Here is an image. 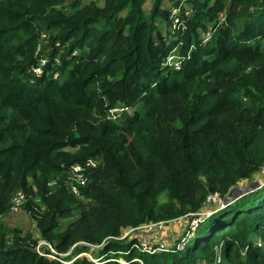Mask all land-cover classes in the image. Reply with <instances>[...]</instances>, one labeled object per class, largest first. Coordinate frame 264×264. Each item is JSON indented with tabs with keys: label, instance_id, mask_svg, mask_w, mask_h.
<instances>
[{
	"label": "trees",
	"instance_id": "16d2710c",
	"mask_svg": "<svg viewBox=\"0 0 264 264\" xmlns=\"http://www.w3.org/2000/svg\"><path fill=\"white\" fill-rule=\"evenodd\" d=\"M145 1L0 0V214L20 189L38 231L0 227V264H264V177L232 188L264 162V0H183L174 27ZM73 163L87 204L67 188ZM199 209L182 248L117 237ZM79 238L94 257L67 253Z\"/></svg>",
	"mask_w": 264,
	"mask_h": 264
},
{
	"label": "rangeland",
	"instance_id": "374dc122",
	"mask_svg": "<svg viewBox=\"0 0 264 264\" xmlns=\"http://www.w3.org/2000/svg\"><path fill=\"white\" fill-rule=\"evenodd\" d=\"M70 0H55V4L58 7H63L66 8L68 6V2ZM81 3H85L87 1H93L97 4H101L103 0H79ZM170 1L171 0H161V6L168 8L170 5ZM185 4V8H186V3ZM150 6V0H146L143 4V8L144 11L147 12L148 8ZM154 24L158 27V29L161 32H164L165 28H167V25L164 24L163 22L160 21V19L155 16L154 17ZM171 104L172 106L175 105V100L174 98L171 99ZM94 159L97 161L98 163L102 164V160L100 158H95ZM261 173V174H260ZM260 174V175H259ZM264 177V166L260 167V169L258 170L257 173H253V175L248 179H244V180H240L237 183L232 185V188H236L239 189L243 186H251L252 184H256L259 180H260V176ZM103 178V177H101ZM100 178V180H101ZM198 178L202 181L205 180V175L199 173L198 174ZM30 181H32L31 178H29ZM100 180L98 181V185L100 184ZM254 180V181H253ZM253 181V182H252ZM248 184V185H247ZM86 183L81 187V189H83L85 187ZM76 196L82 201V203L87 204L89 202H91V197L88 195H85L83 192H81V190H79L76 193ZM27 194H24V200L27 199ZM163 198V195L161 196L160 199ZM35 202L40 203L38 198H33ZM104 199H107L106 197ZM109 200V199H108ZM68 220V218H61L59 219V222L61 224H64L66 221ZM189 220L188 216H180L177 217L176 219H171V220H166L161 226H155V228L153 230L148 231L146 229V225L147 224H138L137 226H130V225H126L124 227H121L120 229V234L117 236L118 238H130L133 235H135L140 241H146L147 243H154V242H160L164 245H169V244H173L174 242H176L182 232L183 229L186 227L187 222ZM0 227L9 229V228H19L22 232H29L31 237H37L38 235V231L34 225V221L32 218H30L25 211L22 210L21 206L20 208L13 212L10 211L9 209L6 210V212L1 213L0 214ZM92 228H95V225L92 226ZM7 235L9 236V234L7 233ZM106 237V236H105ZM104 238V237H103ZM39 240H42L39 238ZM79 244H83L86 245L87 247H85V251H82L80 255H85L88 258L90 257H94L95 256V252L97 251V249L99 248L100 243L97 242H89L85 239L79 238L76 239L69 247L67 250V253H73L72 248L74 245H79ZM38 249L40 250V247H38ZM72 251V252H71ZM198 262H201L204 264V260H198Z\"/></svg>",
	"mask_w": 264,
	"mask_h": 264
},
{
	"label": "built area",
	"instance_id": "2783aa9c",
	"mask_svg": "<svg viewBox=\"0 0 264 264\" xmlns=\"http://www.w3.org/2000/svg\"><path fill=\"white\" fill-rule=\"evenodd\" d=\"M173 1H177L176 4L173 3ZM184 7V2L183 0H171L170 1V5H169V17L172 19V25L171 27L176 26V23L179 22V11ZM183 13L187 14V8H183ZM224 18V13L219 14L218 16V20H223ZM41 36L44 37L45 33L43 31H41ZM208 36V32L204 33L202 35V40L206 39V37ZM55 44H57V42H55ZM262 48L264 50V38L262 40ZM171 57V56H169ZM168 57V59H169ZM44 63V57L40 56L39 57V61L38 64L35 65L32 68V71L37 74L40 72L41 68L40 65ZM56 75V74H54ZM128 107L124 106V105H116L113 106L111 108L108 109V112L106 113V117L107 118H114L115 116H117L119 114V112L123 111V110H127ZM96 164V160L94 158H91L89 160H87L85 162L86 166H94ZM262 167L264 166V162L261 165ZM87 179L86 173H85V166L80 164V163H73L71 164V166L69 167L68 170V174H67V188L69 189V191H71L72 193L76 194L77 190L80 186H82L85 181ZM24 199V194L20 189H17L15 191H13L10 195L9 198V207L8 209L10 211H17L20 208V205L22 203ZM223 201V199L221 197H219V195L216 192L213 193H208L206 195V201L207 203H213L214 205H218L221 204ZM204 210L203 209H199L195 212H191L189 213V215H186L189 217V220L187 222L186 228H185V232L181 234L180 236V241L176 242V246L177 248H182L185 242V239L187 238V236L189 235L188 232H190L189 230L192 229L194 227V224L196 222V220L198 219V217L203 214ZM185 216V215H184ZM166 220H171V219H164V220H158V221H153V222H145L144 224H147L145 227L148 231L153 230L155 228V226H161ZM257 244H261V242L257 239ZM140 245L141 248L143 250H146L148 252L153 251L154 247L151 246V243H147L146 241H140ZM46 246L48 249H50L52 252H55L53 247L44 239L37 241L36 245L34 246V249L40 253L41 252V247ZM38 247H40V250L38 249ZM163 247V244L158 242L157 248H161ZM195 264H203L201 262H196Z\"/></svg>",
	"mask_w": 264,
	"mask_h": 264
},
{
	"label": "crops",
	"instance_id": "0c3cea01",
	"mask_svg": "<svg viewBox=\"0 0 264 264\" xmlns=\"http://www.w3.org/2000/svg\"><path fill=\"white\" fill-rule=\"evenodd\" d=\"M185 228H186V227H185ZM185 228L183 229V232H184ZM183 232H182V233H183Z\"/></svg>",
	"mask_w": 264,
	"mask_h": 264
}]
</instances>
